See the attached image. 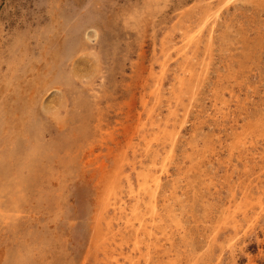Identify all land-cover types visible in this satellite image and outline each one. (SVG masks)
Here are the masks:
<instances>
[{"label":"rangeland","instance_id":"374dc122","mask_svg":"<svg viewBox=\"0 0 264 264\" xmlns=\"http://www.w3.org/2000/svg\"><path fill=\"white\" fill-rule=\"evenodd\" d=\"M147 105L185 119L174 149L143 155ZM159 179L175 246L149 264H186L215 234L196 264H264V0H0V264H146L126 226Z\"/></svg>","mask_w":264,"mask_h":264},{"label":"bare ground","instance_id":"6f19581e","mask_svg":"<svg viewBox=\"0 0 264 264\" xmlns=\"http://www.w3.org/2000/svg\"><path fill=\"white\" fill-rule=\"evenodd\" d=\"M210 17L211 16L209 15L205 19H208ZM202 31L203 30L201 27L197 29L193 34L187 35V41H185L183 44L184 48L186 47L188 49L191 48V51L189 50L184 52L183 58L181 60L180 69L179 72L177 73L176 81H174V84L171 85L172 91L175 89L177 90V94L174 97L175 99L174 101L178 106L181 104L183 100L184 94L186 92L185 89L194 87L195 82H198L199 80V78L197 77L198 74L195 65L197 64L196 51L198 46L203 41ZM192 46L196 47V50ZM165 95L166 94L161 90L158 91V95L155 98L156 102L163 103L164 101L163 97ZM145 100H146L145 98L142 99V103L144 107L146 106ZM166 101L168 102V104H170L171 101L170 97H167ZM148 108L147 110H149L151 116V120H150L151 126L148 129V131L149 132L153 131L154 136L152 137V139H150L149 142H146V149H144L145 153L143 155L144 156H146V154L159 155L162 153L161 151L167 150V144H170L171 149H174L175 143L182 135V129L184 127L185 119L181 121L177 118L178 116H165L155 121L154 116L155 115L159 116L160 113L156 114V110H153L155 108V105L152 108L151 107ZM175 112L176 111L170 108L171 114L173 113L175 114ZM137 163L138 161L133 163L134 170L137 169ZM127 176L128 175L126 174V170H122L120 172V178H118L117 182H114L115 184L112 187V191L110 193L111 195H114L116 186L121 184L120 182L121 178H127ZM253 182L254 180L250 181L249 185L246 186L247 193H250L249 189ZM161 186H162V182L160 181V179L156 181V185L154 187L146 185L145 183L140 185L139 190H137L133 196L135 197L137 203H139L142 199L141 196L147 194L148 200L144 202L146 207L141 210L139 207H133V217L134 216L137 217L139 215V217L137 218L139 220V225L133 222V223H128L126 226L127 228L133 227L134 236L136 238L133 246V250H137L141 252L140 254L145 259L146 264H149L151 261L154 260L156 256H159L162 252L164 253L170 252L173 246H175L173 237L170 232L172 229H174V226H172V224L170 223L168 224L166 223L163 204L160 203L159 196L157 194V188L160 189ZM102 194L103 191L102 192L99 191V203H101L100 198ZM107 202L109 203V205L113 207V209L116 212L121 211L125 208L123 205L124 203H118L114 198H109ZM262 205L263 202L259 205V207H261ZM246 211H243L242 213H240V215L246 217L248 215V212ZM221 212H223L222 215H224V213L229 212V208L228 207L223 208ZM230 225L233 229L236 230L239 228L241 223H239L237 218L234 219L233 217L230 221ZM216 241H217V235L216 234L212 235L211 238H209L208 240V244L207 245L205 244L206 247L204 252L198 255L197 254L189 255L190 258L188 261H186V264H196L197 260L205 259L203 257H206L205 255L210 254V250ZM113 259H114V264H123L120 258L115 256Z\"/></svg>","mask_w":264,"mask_h":264}]
</instances>
